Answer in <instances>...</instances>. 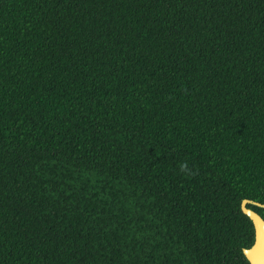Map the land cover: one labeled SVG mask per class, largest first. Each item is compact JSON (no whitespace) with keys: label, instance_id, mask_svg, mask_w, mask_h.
<instances>
[{"label":"trees","instance_id":"16d2710c","mask_svg":"<svg viewBox=\"0 0 264 264\" xmlns=\"http://www.w3.org/2000/svg\"><path fill=\"white\" fill-rule=\"evenodd\" d=\"M244 200L264 0H0V264H250Z\"/></svg>","mask_w":264,"mask_h":264},{"label":"water","instance_id":"95a60500","mask_svg":"<svg viewBox=\"0 0 264 264\" xmlns=\"http://www.w3.org/2000/svg\"><path fill=\"white\" fill-rule=\"evenodd\" d=\"M248 205L264 208V204L249 200H244L241 204V211L251 220L255 232L253 245L244 249L243 254L250 264H264V219L257 212L248 208Z\"/></svg>","mask_w":264,"mask_h":264},{"label":"clouds","instance_id":"9594fccd","mask_svg":"<svg viewBox=\"0 0 264 264\" xmlns=\"http://www.w3.org/2000/svg\"><path fill=\"white\" fill-rule=\"evenodd\" d=\"M187 167V165H182L181 170H184Z\"/></svg>","mask_w":264,"mask_h":264}]
</instances>
